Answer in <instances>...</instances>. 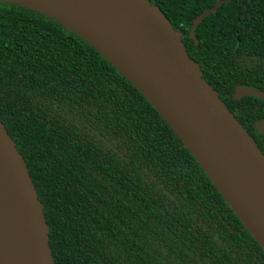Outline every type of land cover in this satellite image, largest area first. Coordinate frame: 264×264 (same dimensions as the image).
I'll return each instance as SVG.
<instances>
[{
	"label": "trees",
	"instance_id": "16d2710c",
	"mask_svg": "<svg viewBox=\"0 0 264 264\" xmlns=\"http://www.w3.org/2000/svg\"><path fill=\"white\" fill-rule=\"evenodd\" d=\"M251 136L264 98V0H150ZM195 36V37H194ZM0 116L50 227L56 264H264V250L179 136L99 51L0 2Z\"/></svg>",
	"mask_w": 264,
	"mask_h": 264
},
{
	"label": "water",
	"instance_id": "95a60500",
	"mask_svg": "<svg viewBox=\"0 0 264 264\" xmlns=\"http://www.w3.org/2000/svg\"><path fill=\"white\" fill-rule=\"evenodd\" d=\"M231 0H217L193 22ZM45 14L94 46L157 110L264 250V153L150 0H0ZM195 37V36H194ZM264 93L238 87L235 98ZM0 264H56L26 160L0 116Z\"/></svg>",
	"mask_w": 264,
	"mask_h": 264
},
{
	"label": "flooded vegetation",
	"instance_id": "af4514ba",
	"mask_svg": "<svg viewBox=\"0 0 264 264\" xmlns=\"http://www.w3.org/2000/svg\"><path fill=\"white\" fill-rule=\"evenodd\" d=\"M237 90V89H236ZM242 98V97H240ZM255 136H252L258 147L264 153V117L252 124Z\"/></svg>",
	"mask_w": 264,
	"mask_h": 264
}]
</instances>
